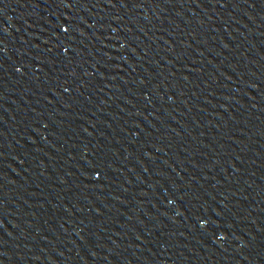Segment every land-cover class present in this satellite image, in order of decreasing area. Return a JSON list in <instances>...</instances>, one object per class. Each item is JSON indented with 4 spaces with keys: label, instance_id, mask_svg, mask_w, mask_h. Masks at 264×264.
I'll use <instances>...</instances> for the list:
<instances>
[{
    "label": "water",
    "instance_id": "obj_1",
    "mask_svg": "<svg viewBox=\"0 0 264 264\" xmlns=\"http://www.w3.org/2000/svg\"><path fill=\"white\" fill-rule=\"evenodd\" d=\"M0 264H264V0H0Z\"/></svg>",
    "mask_w": 264,
    "mask_h": 264
}]
</instances>
